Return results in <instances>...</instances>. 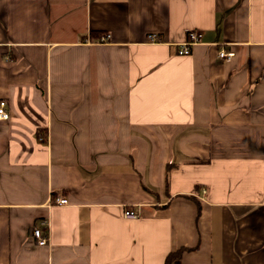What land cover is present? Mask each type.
<instances>
[{
  "label": "crops",
  "instance_id": "obj_1",
  "mask_svg": "<svg viewBox=\"0 0 264 264\" xmlns=\"http://www.w3.org/2000/svg\"><path fill=\"white\" fill-rule=\"evenodd\" d=\"M0 101V264H264V0H0Z\"/></svg>",
  "mask_w": 264,
  "mask_h": 264
},
{
  "label": "built area",
  "instance_id": "obj_2",
  "mask_svg": "<svg viewBox=\"0 0 264 264\" xmlns=\"http://www.w3.org/2000/svg\"><path fill=\"white\" fill-rule=\"evenodd\" d=\"M110 38V35H103L101 37L102 42H106ZM202 38V33L198 30H191L187 34V39L180 44V49L179 53L187 55L191 52V48L196 45L197 43L200 42ZM148 39L151 42H157L159 39V36L155 33L149 34ZM220 57L225 59V60H230L234 57L235 53L234 52H228L225 50H221L219 53ZM9 113L6 109V102L5 101H0V120H7L9 119ZM68 203V199L66 198H58L57 199V204H66ZM125 216L127 218H137L139 215L130 209L125 211ZM33 235L36 238V241L39 245H46L48 243V235L44 233V230L40 226H34L33 228Z\"/></svg>",
  "mask_w": 264,
  "mask_h": 264
},
{
  "label": "trees",
  "instance_id": "obj_3",
  "mask_svg": "<svg viewBox=\"0 0 264 264\" xmlns=\"http://www.w3.org/2000/svg\"><path fill=\"white\" fill-rule=\"evenodd\" d=\"M185 251L184 248H180L175 252H171L169 253V255L166 258V264H176L179 263L181 258H182V254Z\"/></svg>",
  "mask_w": 264,
  "mask_h": 264
}]
</instances>
